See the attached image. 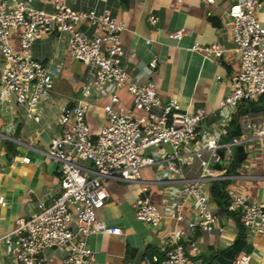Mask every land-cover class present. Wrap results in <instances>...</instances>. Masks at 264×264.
Listing matches in <instances>:
<instances>
[{"label": "built area", "instance_id": "built-area-1", "mask_svg": "<svg viewBox=\"0 0 264 264\" xmlns=\"http://www.w3.org/2000/svg\"><path fill=\"white\" fill-rule=\"evenodd\" d=\"M79 1L53 0L52 10L48 12L23 1L0 0V60L4 63L0 64V126L2 104L16 105L27 118L37 122L38 106L54 89L48 67L32 54L34 43L43 35L67 36L70 56L97 69L85 90V98L111 95L110 104L104 107L107 124L97 138L87 124L89 104L85 98L72 108H63L62 132L52 139L49 150L44 152L48 159L59 164L60 194L50 203L40 202L33 216L18 220L15 229L0 238V244L16 247L18 264H45V254L53 248L64 253L65 264H97L86 239L97 234L122 235V230L109 228L98 218L110 197L103 181L140 183L142 171L157 164L178 173L177 162L183 157L185 148L197 139L200 128L211 116L205 109L185 113L176 98L163 104L153 84L133 77L123 65L126 55L121 39L124 23L106 12H78L71 3ZM176 1L182 4L186 0ZM201 1L206 8L215 4V0ZM232 1L228 18L241 70L231 77V90L220 102L219 110L246 108L264 98V25L257 18L262 4L258 0ZM207 15L210 17L212 13ZM82 22L99 27L101 35L90 37L79 31L77 26ZM150 22L155 24L157 18L150 17ZM186 33L185 29L178 30L171 33L169 39L178 42ZM191 50L205 52L215 61L224 55L217 44L195 45ZM150 68H157V60ZM111 89L126 90L140 117L114 110L113 105L119 98ZM246 117L244 128L249 133L248 138H234L221 146V137L229 133L227 121L223 120L220 131L193 153L198 158L204 153L208 157L201 161L202 173L198 178L181 181V200L169 216L175 222L169 237L171 244L163 257L147 254L142 264H208L198 257L196 248L188 250L184 243L186 233L180 227L182 211L186 204L193 202L197 210L196 224L209 236L214 234L218 219L213 215L208 188L217 178L215 168L224 163L233 164L237 147L264 140V117L260 123ZM23 162L30 160L25 158ZM0 206H6L2 196ZM227 212L238 214L245 229L264 233V203H253L245 196L236 195L228 202ZM135 217L152 228H159L165 219L146 196L137 200ZM217 232L223 234L224 228H218ZM249 263V256L239 255L232 264Z\"/></svg>", "mask_w": 264, "mask_h": 264}, {"label": "crops", "instance_id": "crops-1", "mask_svg": "<svg viewBox=\"0 0 264 264\" xmlns=\"http://www.w3.org/2000/svg\"><path fill=\"white\" fill-rule=\"evenodd\" d=\"M19 1L48 12L52 10L53 0ZM258 2L262 7L257 18L264 25V0ZM233 3L232 0H215V4L207 8L201 0H186L182 4L176 0H80L71 3L78 12H106L124 23L121 39L126 55L123 65L133 77L153 84L163 104L176 98L185 113L205 109L211 115L200 128L197 139L185 148L183 157L177 162L178 173L157 164L142 171L140 183L103 181L110 197L98 218L107 227L122 230V235L97 234L86 239L88 247L95 253L97 264H135L138 252L149 244L153 245L149 247L148 255L163 257L171 244L169 237L175 222L169 216L181 200V181L198 178L202 173L201 161L208 157L204 153L198 158L193 153L220 131L223 120L227 121V136L239 133L235 138L244 139L249 137L244 128L246 116L254 123L262 121L264 100L238 110L218 109L231 90V77L241 70L228 18ZM208 12L212 16L209 17ZM152 16L157 18L155 24L150 22ZM77 29L90 37L101 35L99 27L89 22L80 23ZM181 29L187 33L180 41L169 39L171 33ZM213 44L224 50L219 61L208 58L205 52L191 50L195 45L210 47ZM15 46L18 48L17 38ZM32 54L48 67L54 89L38 106L35 112L39 118L37 122L27 118L16 105H1L0 196L4 197L6 206H0V238L12 232L18 220L33 216L40 202L50 203L59 196V164L48 159L44 152L49 150L52 139L62 132L63 108H72L84 99L85 90L97 74L95 67L84 65L70 56L68 37L64 35H43L34 43ZM154 60H157V68L152 70L150 64ZM0 64L4 63L0 60ZM112 93L119 98L113 105L114 110L140 117L126 90L113 89ZM85 100L89 104L87 124L93 137L97 138L107 124L104 107L110 104L111 95L92 96ZM227 136L221 137V146L229 142ZM244 147L246 159L242 163L238 161L232 172H229L231 165L229 170L224 167L226 163L221 168L217 166V178L213 182L227 183L228 202L232 197L242 195L253 203H264V140L250 141ZM25 158L30 162L24 163ZM235 159L238 160L236 153ZM210 187L211 207L218 219L214 234L209 236L196 224L197 210L193 202L185 205L180 227L186 233L184 243L188 250L196 248L198 257L214 264L218 257L234 250L241 223L238 214L224 211L213 201ZM143 196L150 198L165 217L159 228L136 220V202ZM220 227L224 228L223 234L217 232ZM245 231L247 250L239 255L249 256V264H264V233ZM16 255L13 244H0V264H18ZM45 258V264H65L64 253L56 248L48 250Z\"/></svg>", "mask_w": 264, "mask_h": 264}, {"label": "trees", "instance_id": "trees-1", "mask_svg": "<svg viewBox=\"0 0 264 264\" xmlns=\"http://www.w3.org/2000/svg\"><path fill=\"white\" fill-rule=\"evenodd\" d=\"M239 133L233 134L230 133L229 136L226 137L227 141H231L235 137H239ZM238 166V160L235 159L233 164H231V168L229 172H232L235 170V168ZM211 196L213 198V201L219 205L224 211L227 212L228 207V193H227V183L223 182H213L210 187ZM240 233L239 236L233 246V249L237 255H239L241 252L247 250V244H246V231L243 225H240ZM214 259V258H213Z\"/></svg>", "mask_w": 264, "mask_h": 264}, {"label": "water", "instance_id": "water-1", "mask_svg": "<svg viewBox=\"0 0 264 264\" xmlns=\"http://www.w3.org/2000/svg\"><path fill=\"white\" fill-rule=\"evenodd\" d=\"M235 153L237 154V158H238V161L240 163H242L247 157L244 146L237 147L235 150ZM221 157L224 158V152H221ZM218 167L221 168L220 166H218ZM224 167L229 170L230 165L225 164ZM152 245L153 244H149L143 250H140L138 252L135 264H141L142 263L143 257L148 253V249ZM235 256H236V254H235L234 250L231 249L223 257H218L215 260L214 264H232L233 260L235 259Z\"/></svg>", "mask_w": 264, "mask_h": 264}, {"label": "rangeland", "instance_id": "rangeland-1", "mask_svg": "<svg viewBox=\"0 0 264 264\" xmlns=\"http://www.w3.org/2000/svg\"><path fill=\"white\" fill-rule=\"evenodd\" d=\"M261 100V102L264 100V98H262V99H260ZM259 101H257V102H253V103H258ZM252 104V103H251Z\"/></svg>", "mask_w": 264, "mask_h": 264}]
</instances>
